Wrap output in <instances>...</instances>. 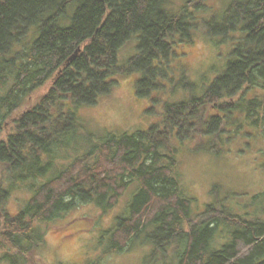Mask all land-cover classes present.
Listing matches in <instances>:
<instances>
[{"label":"trees","instance_id":"trees-1","mask_svg":"<svg viewBox=\"0 0 264 264\" xmlns=\"http://www.w3.org/2000/svg\"><path fill=\"white\" fill-rule=\"evenodd\" d=\"M177 1L0 0V262L28 264L46 244V225L89 204L108 215L137 182L102 256L150 231L152 264H264V191L248 205L217 201L196 213L177 178L187 141L219 155L261 142L264 165V0H232L223 15L209 0ZM199 29L227 59L205 86L184 65ZM133 38L138 53L120 67ZM120 75L164 106L158 125L110 135L82 154L69 149L77 111L110 94ZM179 90L187 96L170 102ZM66 149L77 154L59 168ZM23 188L32 196L12 214L8 200Z\"/></svg>","mask_w":264,"mask_h":264},{"label":"rangeland","instance_id":"rangeland-1","mask_svg":"<svg viewBox=\"0 0 264 264\" xmlns=\"http://www.w3.org/2000/svg\"><path fill=\"white\" fill-rule=\"evenodd\" d=\"M185 1L178 0L177 3ZM209 2H214L218 6V14L223 15L232 0ZM214 44L199 29L194 35L193 44L186 47L185 69L191 82L198 86L209 85L227 68L226 57L219 51L218 45L216 47ZM138 45L139 40L133 38L120 50V67L127 65L138 53ZM186 96L187 92L179 90L170 96L169 101H180ZM163 109L162 104L154 105L148 97L137 94L134 78L120 75L110 94L100 97L94 106L83 107L77 111V128L70 132L68 147L74 151L79 150L82 154L110 135L148 131L152 126L158 125V113ZM261 144L255 142L245 150L243 148H247L246 145L233 143L227 153L220 155L209 151H196V143L193 141L179 146L177 178L184 195L193 199L196 213L204 211L207 206L216 204L217 201L225 202L231 208L254 203V197L264 191V165L259 152ZM72 150L60 151L56 158L59 168L73 161L77 153ZM59 168H54L36 184L47 182L55 176ZM138 190L139 184L133 183L118 206L108 215H103L99 207L89 204L69 214H63L55 222L46 225V244L30 255L28 264H152L150 260L156 247L149 239L152 233L150 231L132 242V246L126 251L102 256L107 248L110 230L117 226L119 217L126 214L127 207ZM31 196L30 190L26 188L14 192L8 200L7 209L16 214L27 205ZM260 206L262 202L258 204ZM221 241L226 240L222 238ZM2 254L0 249V255ZM165 263L172 264V260Z\"/></svg>","mask_w":264,"mask_h":264},{"label":"bare ground","instance_id":"bare-ground-1","mask_svg":"<svg viewBox=\"0 0 264 264\" xmlns=\"http://www.w3.org/2000/svg\"><path fill=\"white\" fill-rule=\"evenodd\" d=\"M246 137V136H245ZM220 141V140H219ZM165 251V250H164ZM162 257V256H161Z\"/></svg>","mask_w":264,"mask_h":264}]
</instances>
